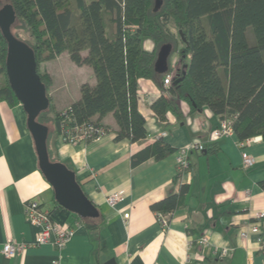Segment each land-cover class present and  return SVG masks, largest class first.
Returning <instances> with one entry per match:
<instances>
[{
	"label": "crops",
	"instance_id": "1",
	"mask_svg": "<svg viewBox=\"0 0 264 264\" xmlns=\"http://www.w3.org/2000/svg\"><path fill=\"white\" fill-rule=\"evenodd\" d=\"M144 46L152 50L154 42L146 39ZM52 61L57 63L55 68L45 70L52 84L48 93L54 110L59 111L81 95L80 91H65L71 87L68 75L73 74L78 85L95 83V77L89 65L76 64L67 52ZM178 62L176 53L172 67ZM5 81L0 71L1 87L6 86ZM56 84L60 90L65 87L64 92L51 89ZM162 94L153 80H140L139 110L146 118L148 135L138 142L116 140L118 125L112 113L100 119L109 129L100 140L66 144L50 126L52 156L76 172L98 208V216L85 217L99 222L92 229L81 216L59 208L54 188L40 168L22 103L12 105L0 100V264H54L56 258L60 264H106L112 258L117 264H264L256 236L250 234L243 239L239 234L248 224L259 221L264 235V218L256 219L257 213L264 211V139L258 136L257 141L245 144L244 150L256 158L252 167L245 168L243 147L236 133L212 138L211 131L220 125V115L208 108L190 114L188 104L183 103V120L169 112L168 122H162L151 106ZM164 131V140L177 150L197 138L206 144V150L190 152L188 166L182 171L176 162L177 150L165 158H150L133 166L132 155ZM183 184L189 186V191L164 230L151 205L171 191L179 192ZM116 190L125 191L127 196L112 208L107 196ZM31 200L41 202L54 221L73 226V235L61 250L53 238L36 244L39 229L25 213V204ZM127 212L129 218L124 216ZM204 233L210 236L208 245L198 242ZM7 241L29 246L23 253L9 257L2 252ZM224 247L228 248L226 254L221 252Z\"/></svg>",
	"mask_w": 264,
	"mask_h": 264
},
{
	"label": "trees",
	"instance_id": "2",
	"mask_svg": "<svg viewBox=\"0 0 264 264\" xmlns=\"http://www.w3.org/2000/svg\"><path fill=\"white\" fill-rule=\"evenodd\" d=\"M7 1L17 15L11 31L34 49L47 93L51 77L40 64L64 52L94 73L95 83L82 82L80 97L64 109L54 110L48 93L50 106L38 120L49 127L52 161L50 126L59 134L63 120L65 125L101 123L112 113L118 125L116 140L133 143L146 138V118L139 110L141 79L153 80L163 91L151 105L162 122H168L169 112L183 120L186 103L190 114L208 108L231 119L240 141L264 139V0H160L159 8L156 0ZM146 39L154 42L152 50L145 48ZM164 44L171 46V52L167 69L159 72L156 62ZM7 51L0 28V70L6 76ZM176 53L179 62L173 68ZM170 73L172 82L165 86ZM0 100L21 103L9 82L0 87ZM176 150L160 136L132 155L131 162L137 166ZM261 186L264 189V181ZM188 191L183 184L179 192H169L151 207L172 214ZM82 219L91 229L99 225L95 219Z\"/></svg>",
	"mask_w": 264,
	"mask_h": 264
},
{
	"label": "water",
	"instance_id": "3",
	"mask_svg": "<svg viewBox=\"0 0 264 264\" xmlns=\"http://www.w3.org/2000/svg\"><path fill=\"white\" fill-rule=\"evenodd\" d=\"M160 5V0H156V8ZM16 18L13 5L6 4L0 8V28L8 43L5 62L7 77L27 113V124L35 141L40 168L53 186L55 198L60 205L81 217H96L99 215L98 208L84 191L76 172L66 163L52 161L50 158L47 143L49 127L38 120L41 112L49 108L50 98L46 84L38 72L34 49L11 31V25ZM182 37L186 39L183 33ZM170 52L169 44L161 47L156 62V69L159 72L167 69ZM106 264L117 263L112 258Z\"/></svg>",
	"mask_w": 264,
	"mask_h": 264
},
{
	"label": "built area",
	"instance_id": "4",
	"mask_svg": "<svg viewBox=\"0 0 264 264\" xmlns=\"http://www.w3.org/2000/svg\"><path fill=\"white\" fill-rule=\"evenodd\" d=\"M172 77L173 73H170L165 77L164 84L166 86L171 84ZM63 122L61 125V131L58 135L60 141L66 144L70 143L76 145L89 140H100L109 133L107 126L102 123L90 121L86 124L65 125ZM211 134L213 139H220L222 137L234 135L235 131L232 125V120L221 117L220 125L214 128L211 131ZM165 135H167V132H162L161 136ZM258 138V136H255L240 141V145L243 147L241 150V155L243 167L245 168L252 167L256 163V158L244 150V146L245 144L257 141ZM195 150L199 152L206 150V144L200 138L195 139L191 143L177 150L176 162L179 171L184 170L188 166V156L190 152ZM126 196L127 195L125 191L116 190L107 196V203L112 208H115L119 203L126 199ZM25 213L29 221H31L39 229L36 244L47 243L53 238V243L61 250L73 235L74 228L72 225L66 226L54 221L52 213L43 208L41 202L37 200H31L25 204ZM129 215V212L124 214L125 218H129ZM156 216L163 229H168L171 223L172 214L169 212L156 211ZM262 218H264V211L259 212L256 215V219L260 220ZM239 234L243 239H247L250 234L255 235L257 243L264 254V235L261 231L259 221L248 224L246 228H242L239 231ZM198 242L200 245H208L210 243V236L207 233H204L199 237ZM28 246L29 245L27 243L7 241L3 246L2 252L6 256L13 257L23 253ZM221 252L222 254H226L228 252V248H222ZM54 264H60V259L56 258L54 260Z\"/></svg>",
	"mask_w": 264,
	"mask_h": 264
},
{
	"label": "rangeland",
	"instance_id": "5",
	"mask_svg": "<svg viewBox=\"0 0 264 264\" xmlns=\"http://www.w3.org/2000/svg\"><path fill=\"white\" fill-rule=\"evenodd\" d=\"M0 4H1L0 5V8H1L2 6L8 4V1L7 0H0ZM56 64L53 61L52 62H49V61L47 62L46 61V63L45 62H42L40 64V70H43L42 72H46L45 70L47 69V67H50L51 66V67H54L55 68V65ZM62 64H64V61H62ZM1 66H2V63L0 61V68H1ZM68 71H71V70L69 69ZM1 73L5 76V80H6L5 81V84L7 85L8 82H9L8 79H7V76L2 71H1ZM72 76H73V74L68 75V77H69L68 80L71 83L70 90L65 89V87L61 88V90H60V88H59L60 85L59 84H56V86L54 88H51V89H58L60 92H64V89H65V91H69V92L72 91L73 93L79 92L80 91V85L76 84V82L74 81V79H73ZM51 85L52 84H50V87H51Z\"/></svg>",
	"mask_w": 264,
	"mask_h": 264
}]
</instances>
